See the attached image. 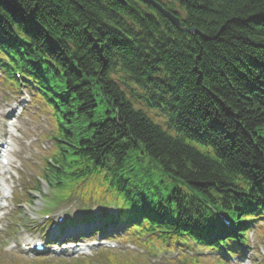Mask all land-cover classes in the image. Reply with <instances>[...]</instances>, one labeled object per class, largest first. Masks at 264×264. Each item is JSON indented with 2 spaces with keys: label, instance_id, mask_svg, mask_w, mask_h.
Instances as JSON below:
<instances>
[{
  "label": "trees",
  "instance_id": "trees-1",
  "mask_svg": "<svg viewBox=\"0 0 264 264\" xmlns=\"http://www.w3.org/2000/svg\"><path fill=\"white\" fill-rule=\"evenodd\" d=\"M162 5L196 31L140 0H0V21L9 34L15 21L57 63L77 100L82 162L123 167L138 147L229 210L238 182L264 189V0ZM131 83L168 102L175 136L135 107L120 87ZM96 93L109 106L103 121L94 120ZM198 137L212 154L193 146ZM177 202L183 211L187 199L178 193ZM197 209L194 201L195 218Z\"/></svg>",
  "mask_w": 264,
  "mask_h": 264
},
{
  "label": "water",
  "instance_id": "water-1",
  "mask_svg": "<svg viewBox=\"0 0 264 264\" xmlns=\"http://www.w3.org/2000/svg\"><path fill=\"white\" fill-rule=\"evenodd\" d=\"M118 1L123 2L124 0H118ZM142 1H144L147 4L153 5L156 9H158L162 14H164L166 17H168L176 26L181 28L183 31H189L186 28H182L179 20L177 18H174V16H172L169 12L164 10L156 1H154V0H142Z\"/></svg>",
  "mask_w": 264,
  "mask_h": 264
},
{
  "label": "rangeland",
  "instance_id": "rangeland-1",
  "mask_svg": "<svg viewBox=\"0 0 264 264\" xmlns=\"http://www.w3.org/2000/svg\"><path fill=\"white\" fill-rule=\"evenodd\" d=\"M161 1L164 2V3H166V2H171L172 0H161ZM97 108L102 111V110H104L105 106L100 103ZM80 197L81 198H85V195L81 194ZM68 198L69 197H64V196L59 197V198L56 199V201H52V204L53 205H56L59 200H65V199H68ZM0 225H1V223H0ZM88 237H90V235ZM122 255H123V259L122 258H119L120 260L128 261V262H130V264H139L138 262H136V261H134V260L126 257V255H124V254H122ZM217 264H222V263L221 262H217Z\"/></svg>",
  "mask_w": 264,
  "mask_h": 264
},
{
  "label": "bare ground",
  "instance_id": "bare-ground-1",
  "mask_svg": "<svg viewBox=\"0 0 264 264\" xmlns=\"http://www.w3.org/2000/svg\"><path fill=\"white\" fill-rule=\"evenodd\" d=\"M0 45H1V43H0ZM20 102H22V100H20Z\"/></svg>",
  "mask_w": 264,
  "mask_h": 264
}]
</instances>
